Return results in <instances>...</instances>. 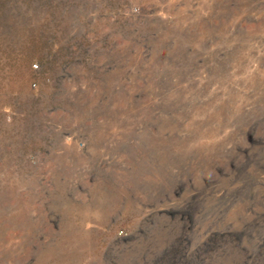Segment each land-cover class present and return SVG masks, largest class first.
<instances>
[{
  "label": "rangeland",
  "instance_id": "374dc122",
  "mask_svg": "<svg viewBox=\"0 0 264 264\" xmlns=\"http://www.w3.org/2000/svg\"><path fill=\"white\" fill-rule=\"evenodd\" d=\"M0 264H264V0H0Z\"/></svg>",
  "mask_w": 264,
  "mask_h": 264
},
{
  "label": "built area",
  "instance_id": "2783aa9c",
  "mask_svg": "<svg viewBox=\"0 0 264 264\" xmlns=\"http://www.w3.org/2000/svg\"><path fill=\"white\" fill-rule=\"evenodd\" d=\"M34 66L37 68L38 67V64H34Z\"/></svg>",
  "mask_w": 264,
  "mask_h": 264
}]
</instances>
